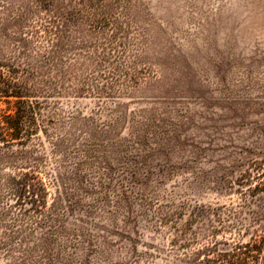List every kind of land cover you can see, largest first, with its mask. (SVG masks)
Returning <instances> with one entry per match:
<instances>
[{"label": "rangeland", "instance_id": "1", "mask_svg": "<svg viewBox=\"0 0 264 264\" xmlns=\"http://www.w3.org/2000/svg\"><path fill=\"white\" fill-rule=\"evenodd\" d=\"M22 4L0 0V43L40 91L38 130L7 155L38 171L61 220L11 208L0 264H182L195 214L221 219L219 242L261 240L264 263V0H99L70 19H23Z\"/></svg>", "mask_w": 264, "mask_h": 264}, {"label": "trees", "instance_id": "2", "mask_svg": "<svg viewBox=\"0 0 264 264\" xmlns=\"http://www.w3.org/2000/svg\"><path fill=\"white\" fill-rule=\"evenodd\" d=\"M22 1L25 2V0ZM97 3H99V0H26V5L22 4L25 7V12L21 17L23 19L27 17H35L36 19H70L74 13L73 10L70 11L71 8L73 9L75 6H91ZM6 39L4 38V40ZM66 41L68 42V40ZM47 42L51 49L56 50V48L59 49L61 46L63 48L66 45H70L71 41L64 45L62 39L50 37ZM18 44L19 49L26 50L24 40H19ZM3 47L4 45L0 43V100H4L7 103L11 102L12 106L11 109L4 110L0 108V198L12 200L14 206L7 205L0 208V220L9 215L11 208H13L17 210L19 215L23 216L24 220L37 217L38 215L41 216L43 218L42 221L35 223L43 225L49 223L46 224V230H48L50 222L56 223L61 218L59 219L47 213L46 197L48 192L38 175V171L32 169V167L13 165L11 162L12 154L7 155L8 151H11L10 149L14 146L26 147L32 136L37 133L38 127L35 123L34 115L38 109V103L36 100H30V98L40 94V91L32 83L33 80L29 78L27 70H20L21 75H18V70L8 64L10 58L3 55ZM20 57L24 60L23 65L28 67L29 58L26 51L21 52ZM57 77L61 83H65L69 79L66 76V71H58ZM71 90L77 92L82 91L83 88L71 87ZM5 165L13 170L12 173L3 171ZM62 182L64 180L61 178ZM63 190L59 191L55 199H52L51 207L54 210L60 205L61 201L69 198L68 192L64 187ZM200 220H206V224L203 227L201 225L198 232L192 233L188 242L178 245L182 249L184 257L182 264H264L263 243L261 240L251 238L247 243L228 245L225 242L216 240L217 230L210 224L211 222L220 224L222 221L219 217L195 214L194 218L189 221L188 226H191L194 222L198 224ZM17 222L19 220H13L6 227L7 233H3L6 239H14L17 232L21 233L23 231L17 230V228L13 229L16 227L14 225ZM188 228L185 231H188ZM45 235L46 232L43 231L39 244L43 250L47 249ZM202 240L204 241L203 243ZM220 245L228 248L220 249ZM21 251L25 256L31 254L30 251ZM42 256L46 255L42 253Z\"/></svg>", "mask_w": 264, "mask_h": 264}]
</instances>
